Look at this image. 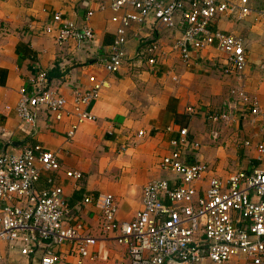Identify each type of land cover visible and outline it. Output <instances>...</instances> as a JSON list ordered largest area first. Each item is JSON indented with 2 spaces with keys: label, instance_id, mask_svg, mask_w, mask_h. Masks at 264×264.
<instances>
[{
  "label": "crops",
  "instance_id": "1",
  "mask_svg": "<svg viewBox=\"0 0 264 264\" xmlns=\"http://www.w3.org/2000/svg\"><path fill=\"white\" fill-rule=\"evenodd\" d=\"M254 8L258 0H251ZM107 0H0V154L17 152L22 147L38 143L57 153L61 164L59 182L68 199V221L82 218L92 231L97 230L100 210L95 204L83 202L86 195L110 192L117 202L116 218L131 220L141 208L143 186L150 180L173 174L160 169V159L175 148L171 141L180 140L181 128L187 129L186 142L199 146L198 156L192 147L184 149L185 161L201 159L208 163V175L225 178L236 170L250 171L264 167L256 159L254 147H244L245 139L257 142L261 137L259 123L251 121L248 110L239 107L228 120L212 122L207 113L224 107L230 98V88L243 85L256 99L264 113V75L258 64L264 59V21L251 13L244 20L224 16L218 28L242 37L248 49V63L242 78L221 72V51L214 47L195 51L188 64L183 63L174 43L182 28L152 29V24H135L128 31L126 50L134 55L144 44L156 40V62L133 58L118 71L104 70L97 62L100 54L111 50L116 24ZM105 4L104 9L99 6ZM88 10L93 13L87 23L94 30L91 44L79 45L75 39L64 44L55 40L56 32L45 33V25L60 12L76 22L84 23ZM242 21V22H241ZM45 71L50 87L59 88L67 98L73 86L86 88L89 76L102 80L98 98L88 109L95 119L79 125L72 139L66 131L71 118L50 126L46 113L38 109L33 126L21 123L16 104L21 93L30 94L34 77ZM139 131L143 134L138 135ZM22 141L20 145L13 142ZM81 172L80 179L66 177L65 171ZM44 171L36 188L45 186ZM206 179L198 183L203 187ZM104 248L92 247L98 257L84 264H116L125 257L121 246L107 241ZM58 264H76L77 256L63 243L55 247ZM43 248L38 246L27 257L18 251L9 252L0 242V264H39ZM204 264H212L205 261ZM226 264H245L241 260Z\"/></svg>",
  "mask_w": 264,
  "mask_h": 264
},
{
  "label": "built area",
  "instance_id": "2",
  "mask_svg": "<svg viewBox=\"0 0 264 264\" xmlns=\"http://www.w3.org/2000/svg\"><path fill=\"white\" fill-rule=\"evenodd\" d=\"M113 12L110 20L115 27V41L111 50L100 54L97 62L105 71L114 73L133 58L156 62V40L144 44L134 55L126 50L128 31L135 24H152V29L182 28L174 43L183 63L188 64L195 51L214 47L222 52L221 72L240 79L248 63V49L244 40L232 31L218 28L217 21L224 16L244 20L251 13L264 21V0L253 7L251 0H107ZM105 8V4L99 6ZM93 11L88 10L84 23L76 22L55 12L52 23L43 31L56 32L55 40L64 44L75 39L79 45L95 40L94 30L87 21ZM264 75V59L258 64ZM86 88L73 86L67 98L49 85L47 73L40 71L33 79L30 94L21 93L16 113L21 123L33 126L38 109L46 113L50 126L63 117L71 118L66 131L72 139L79 125L95 119L88 109L95 101L104 82L89 76ZM230 98L223 108L207 113L216 122L228 120L239 107L248 110L251 121L259 123L261 137L253 143L241 142L244 147H254L260 162L264 157V113L256 99L243 85L230 88ZM180 140L173 139L175 147L159 161L161 170L174 175L172 180L156 178L142 188L141 208L128 221L116 218L117 202L110 192L96 196L86 195L83 202L95 204L100 210V221L92 231L82 218L69 222L68 199L59 182L62 170L57 153L38 143L22 147L17 152L0 154V242H5L9 252L18 251L27 257L40 246L43 253L39 264H58L55 247L67 243L77 256L76 264L86 259L94 260L99 253L92 247L104 248L107 241L121 246L125 257L116 264H226L241 260L245 264H264V167L250 171L236 170L225 178L208 175V163L198 159L185 161L184 148L187 129L179 130ZM143 134L139 131L138 135ZM195 156L199 146L192 143ZM187 146V149H189ZM47 176L45 186L36 188L42 172ZM66 177L81 178L79 171H65ZM206 179L205 186L198 185ZM1 259V255H0Z\"/></svg>",
  "mask_w": 264,
  "mask_h": 264
},
{
  "label": "water",
  "instance_id": "3",
  "mask_svg": "<svg viewBox=\"0 0 264 264\" xmlns=\"http://www.w3.org/2000/svg\"><path fill=\"white\" fill-rule=\"evenodd\" d=\"M14 145H20L22 144V141H18V142H13Z\"/></svg>",
  "mask_w": 264,
  "mask_h": 264
},
{
  "label": "rangeland",
  "instance_id": "4",
  "mask_svg": "<svg viewBox=\"0 0 264 264\" xmlns=\"http://www.w3.org/2000/svg\"><path fill=\"white\" fill-rule=\"evenodd\" d=\"M241 22H242V21H241ZM232 261H234V260H232ZM232 261H231V262H232ZM237 261H238V260H237Z\"/></svg>",
  "mask_w": 264,
  "mask_h": 264
}]
</instances>
